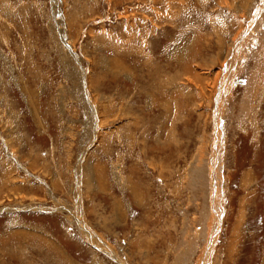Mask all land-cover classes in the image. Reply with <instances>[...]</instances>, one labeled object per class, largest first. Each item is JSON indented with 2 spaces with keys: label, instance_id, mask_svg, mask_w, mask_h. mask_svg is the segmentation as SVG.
<instances>
[{
  "label": "rangeland",
  "instance_id": "374dc122",
  "mask_svg": "<svg viewBox=\"0 0 264 264\" xmlns=\"http://www.w3.org/2000/svg\"><path fill=\"white\" fill-rule=\"evenodd\" d=\"M260 1L0 0V264H264Z\"/></svg>",
  "mask_w": 264,
  "mask_h": 264
},
{
  "label": "bare ground",
  "instance_id": "6f19581e",
  "mask_svg": "<svg viewBox=\"0 0 264 264\" xmlns=\"http://www.w3.org/2000/svg\"><path fill=\"white\" fill-rule=\"evenodd\" d=\"M263 3H264V0H261L259 4L260 5L261 4L263 5ZM263 10H264V5H263L262 8L261 7H258V8L255 9L254 17L251 20L252 23H250L252 25V28L254 27V24L256 23V19L259 18L258 15H260V16L262 15V14H259V13H261V11H263ZM262 18H264V17H262ZM256 27H258V25ZM249 29H251V28H249ZM248 36H249L248 35V31L246 33H244V34H241V32H240L239 35L236 38H234V40L231 42V44L229 46V55L231 54L232 48H233V52H232L233 57L231 58V61L228 63V65L226 66L225 75L222 78V82H221L222 86H220V88H219L220 89L219 94L222 93L219 96V99L220 100L222 99L223 94L226 93L225 92V90H226L225 88H227V86L230 84L231 77H232V75H234L232 71H233V67H234V63H235L234 58H235V56L237 54V50L240 48L241 44H243V42L247 39ZM240 38L242 39V41H240V43H239V39ZM237 67H238V65H236V68ZM220 104L221 103L219 102V104L217 105V108L220 106ZM217 111H218V109H217ZM218 137L219 136H217V138ZM215 155H217V157H215V156L213 157L214 158V161H211L212 162V168H211V171H210V182H211L210 183V186H211V197H210L211 199H210V201H211V211H212V223L210 224V226L213 229L207 235V239H206V242H205V246L203 247L202 255L200 257L201 260L203 259V264H205V261L207 259V255L209 254V252H210L213 244L215 243V240H216V237H217V232L219 230L220 218H221V216L218 214V209L219 208L221 209V203H220V192H221V187L220 186L221 185L217 182L218 181V178L217 177L219 176L218 173H220V168H219L220 166L218 165L219 164V161H220L219 160V155H218V150L215 152ZM215 160L218 162L217 165L215 163ZM209 169H210V167H209Z\"/></svg>",
  "mask_w": 264,
  "mask_h": 264
}]
</instances>
